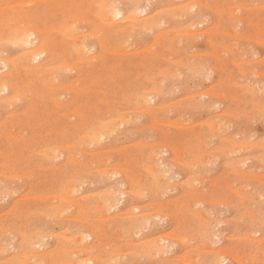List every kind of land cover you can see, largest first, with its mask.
<instances>
[{
    "label": "rangeland",
    "instance_id": "rangeland-1",
    "mask_svg": "<svg viewBox=\"0 0 264 264\" xmlns=\"http://www.w3.org/2000/svg\"><path fill=\"white\" fill-rule=\"evenodd\" d=\"M16 1L0 0V55L17 63L0 62V264H264V0H116L148 27L106 26L107 0ZM27 25L40 60L14 42Z\"/></svg>",
    "mask_w": 264,
    "mask_h": 264
},
{
    "label": "bare ground",
    "instance_id": "bare-ground-1",
    "mask_svg": "<svg viewBox=\"0 0 264 264\" xmlns=\"http://www.w3.org/2000/svg\"><path fill=\"white\" fill-rule=\"evenodd\" d=\"M21 1V0H20ZM20 1H16V3L17 2H19L20 3ZM24 2H25V0H23ZM22 1V2H23ZM27 1V0H26ZM36 1V0H35ZM49 1V0H48ZM47 1V2H48ZM50 1H53L54 3L55 2H58V1H55V0H50ZM49 1V2H50ZM64 0H62V2H63ZM77 1V0H76ZM82 1V0H81ZM118 1H120V0H118ZM117 1V2H118ZM170 1V0H169ZM190 0H188V2H189ZM193 1V0H192ZM28 2H29V0H28ZM27 2V3H28ZM32 1L30 0V3H31ZM34 2V1H33ZM32 2V3H33ZM52 2V3H53ZM69 2H70V0H69ZM68 2V3H69ZM185 2H187V1H185ZM203 2V1H202ZM15 3V2H14ZM67 3V4H68ZM184 3V2H183ZM191 3V2H190ZM0 4H1V2H0ZM21 4V3H20ZM47 4V3H46ZM50 4H51V2H50ZM186 4H188V3H186ZM4 5V4H3ZM29 5V4H28ZM117 5H118V3H116V0H107L106 1V3H103V4H101V6H100V9H101V13H100V15H99V18H100V20H101V22L102 23H104L106 26H111V27H114V25L116 24V22H115V19H117V18H121V19H119V20H121V22H127V23H132L133 25H142V26H149V25H151L152 23H151V21L150 20H146V21H137V19H138V16H137V14H136V12L133 10L132 12L129 10V12L127 11L123 16H121V10L117 7ZM142 5V4H141ZM180 5V4H179ZM185 5V4H184ZM264 5V4H263ZM262 5V6H263ZM2 6V5H1ZM45 6V5H44ZM43 6V7H44ZM56 6V5H55ZM77 6V5H76ZM131 6V5H130ZM135 6H136V3H135ZM181 6V5H180ZM240 6V5H239ZM259 6V5H258ZM4 7V6H3ZM22 7H25L24 5H22ZM21 7V8H22ZM163 7V6H162ZM171 7V6H170ZM196 7V6H195ZM244 7V6H243ZM20 8V7H19ZM166 8H169V7H166ZM194 8V7H193ZM45 9V8H44ZM50 9V8H49ZM77 9V8H76ZM75 9V10H76ZM88 9V8H87ZM186 9V8H185ZM191 9H192V7H191ZM190 9V10H191ZM5 10V9H4ZM44 11V10H43ZM122 11H124V10H122ZM189 11V10H188ZM12 12V11H11ZM235 12V11H234ZM44 14V13H43ZM99 14V13H98ZM41 15V14H40ZM70 15V14H69ZM15 16H17V15H15ZM56 16V15H55ZM97 16V15H96ZM149 16V15H148ZM91 17V16H90ZM27 18V17H26ZM59 18V17H58ZM65 18V17H64ZM94 18V17H93ZM193 18V17H192ZM195 18V17H194ZM18 19V18H17ZM61 19V18H60ZM236 19V18H235ZM22 20H24V18H22ZM52 20V19H51ZM54 20V19H53ZM57 20V19H56ZM83 20V19H82ZM6 21V20H5ZM61 21H63V18H62V20ZM61 21H60V23H61ZM67 20L65 19L64 20V24H65V22H66ZM98 21V20H97ZM71 22V21H70ZM221 22V21H220ZM2 23V22H1ZM10 23V22H9ZM25 23V22H24ZM151 23V24H150ZM226 23V22H225ZM23 24V23H22ZM39 24V23H38ZM227 24V23H226ZM12 25V24H11ZM10 25V26H11ZM60 25V24H59ZM170 25H172V24H170ZM218 25V24H217ZM228 25V24H227ZM233 25V24H232ZM3 26V25H2ZM46 26H48V25H46ZM159 26V25H158ZM231 26V25H230ZM1 27V26H0ZM169 27V26H168ZM229 27V26H228ZM165 28V27H164ZM41 29V31H39L37 28H34V27H31V26H26V27H23L22 29H19L17 32H16V36H15V44H18L19 46H22V47H24V48H26V49H28V48H31L32 46H34V44L36 45V47L35 48H31L32 50H28L27 51V53L25 54V57L27 58V60L30 62H32V61H36V60H40L41 59V57L42 56H44V55H48V51H49V48H48V46H47V44L45 43V44H43V43H41V41L39 42V40H40V38L38 37V36H40L39 35V33L40 32H42V27L40 28ZM46 29V28H45ZM44 29V30H45ZM119 29H121V28H119ZM122 29H124V28H122ZM218 29V28H217ZM56 30V29H55ZM151 30V29H150ZM176 31H178V30H176ZM231 31V30H230ZM15 32V31H14ZM121 32H122V30H121ZM155 32V31H154ZM196 32V31H195ZM194 32V33H195ZM228 32V31H227ZM44 33V32H43ZM101 33V32H100ZM177 33V32H176ZM182 33H184V32H182ZM186 34H187V32H185ZM84 34V33H83ZM99 34V33H98ZM165 34V33H164ZM64 35V34H63ZM80 35V34H79ZM85 35V34H84ZM103 35V34H102ZM170 35V34H169ZM7 36V35H6ZM65 36V35H64ZM81 37L83 36V35H80ZM67 37H70V36H67ZM72 37V36H71ZM95 37V36H94ZM34 38V39H33ZM39 38V40H37ZM73 39V38H72ZM71 39V40H72ZM81 40V39H80ZM8 41H10V40H8ZM36 41V42H35ZM72 41H74L75 42V40H72ZM101 41V40H100ZM225 41V40H224ZM35 42V43H34ZM38 42V43H37ZM73 42V43H74ZM78 42V41H77ZM102 42V41H101ZM100 42V43H101ZM228 42H230V41H228ZM227 42V43H228ZM258 42V41H257ZM99 45V44H98ZM104 45V44H103ZM71 46V45H70ZM69 46V47H70ZM73 46H75V45H72L70 48H72ZM175 46V45H174ZM104 47H105V45H104ZM101 48V47H100ZM99 48V49H100ZM123 48V47H122ZM120 49V48H119ZM101 50V49H100ZM85 51V50H84ZM104 51V50H103ZM102 51V52H103ZM117 52V51H116ZM20 53V52H19ZM25 53V52H24ZM68 53V52H67ZM99 53H101V52H99ZM118 53H122V52H118ZM22 55V54H21ZM92 56H94V55H92ZM95 57V56H94ZM117 57V56H116ZM96 58H99V57H96ZM47 60H48V57H47ZM82 60H83V58H82ZM85 60V59H84ZM93 60V59H92ZM91 60V61H92ZM88 61V60H87ZM94 61V60H93ZM98 61V60H97ZM0 62H1V64L3 65V67L4 68H7L11 63L9 62V61H7L6 60V58H4V56L3 55H0ZM76 62V61H75ZM80 62V61H79ZM189 62V61H188ZM78 63V62H77ZM91 63V62H90ZM12 64H15V63H13L12 62ZM12 64H11V66H12ZM17 64V63H16ZM15 64V65H16ZM46 64V62H43L42 63V65H39V66H37V69L35 68V70L36 71H38V73H42L43 71H45V67H43L44 65ZM105 64V63H104ZM185 64H187V63H185ZM14 66V65H13ZM54 66V65H53ZM68 66V65H67ZM73 66H74V64H73ZM87 66H89L88 64H87ZM98 66V65H97ZM101 66H102V63H101ZM112 66V65H111ZM189 66V65H188ZM118 67H120V65H118ZM28 68H29V66H28ZM97 68V67H96ZM98 68L100 69V66H98ZM1 69V68H0ZM106 69V68H105ZM118 69V68H117ZM120 69V68H119ZM118 69V70H119ZM41 70V71H40ZM28 71V70H27ZM28 72H30V71H28ZM66 72H67V70H66ZM178 73V72H177ZM32 74V73H31ZM10 75H11V73H6L5 72V74H2V75H0V92L1 91H8V90H13V84H11V82L8 80L9 79V77H10ZM84 75V74H83ZM40 76H41V74H40ZM39 76V77H40ZM36 77V76H35ZM110 77V76H109ZM29 78V77H28ZM33 78V77H32ZM79 78V77H78ZM108 78V77H107ZM34 79V78H33ZM32 79V80H33ZM110 79V78H109ZM108 79V80H109ZM47 80V79H46ZM34 81V80H33ZM48 81V80H47ZM75 81H76V79H75ZM94 81V80H93ZM30 82H32V81H30ZM69 84V83H68ZM75 84V83H74ZM73 84V82H72V85H74ZM52 85V84H51ZM84 85H86V84H84ZM157 86V85H156ZM17 87V86H16ZM46 87H47V85H46ZM48 87H52V86H48ZM66 87H67V85H66ZM79 87V86H78ZM77 87V88H78ZM83 87H85V86H83ZM82 87V88H83ZM70 88V87H69ZM81 88V89H82ZM74 89V88H73ZM79 89V88H78ZM80 89V90H81ZM60 90V89H59ZM75 90V89H74ZM84 90V89H83ZM16 91V90H15ZM19 92V91H18ZM77 92V91H76ZM78 92H80V91H78ZM82 92V91H81ZM202 92V91H201ZM152 93V92H151ZM14 94V93H13ZM153 95H154V92H153ZM202 95V94H201ZM11 96V95H10ZM24 96V95H23ZM203 96V95H202ZM198 98V97H197ZM10 99H12V98H10ZM8 101V100H7ZM6 102V101H5ZM56 106V105H55ZM81 106H82V104H81ZM154 106V105H153ZM156 107V106H155ZM203 107V106H202ZM142 109H143V107H142ZM82 110V109H81ZM157 110V109H156ZM224 111V110H223ZM154 112V111H153ZM226 113V112H225ZM224 113V114H225ZM228 113H230V112H228ZM227 113V114H228ZM80 117H82L81 115H80ZM220 118V117H219ZM227 118V117H226ZM13 119V118H12ZM122 119V118H121ZM81 120V119H80ZM84 120V119H83ZM93 120V119H92ZM126 121H127V119H126ZM14 122V121H13ZM82 122H84V121H82ZM81 122V123H82ZM93 122V121H92ZM97 122V121H96ZM213 122V121H212ZM215 122V121H214ZM4 123V122H3ZM81 123H78V124H81ZM87 122H85V124H86ZM102 123V122H101ZM105 123V122H104ZM118 123V122H117ZM89 124H90V121H89ZM96 124V123H95ZM94 124V125H95ZM100 123H97V125H99ZM212 124V123H211ZM219 124V123H218ZM223 124V123H222ZM91 125V124H90ZM90 125H88V126H90ZM109 125V124H108ZM217 124H215V126H216ZM228 125V124H227ZM4 126V125H3ZM105 126V125H104ZM178 126V125H177ZM183 126V125H182ZM79 127H80V125H79ZM87 127V126H86ZM99 127V126H98ZM219 127H220V125H219ZM3 128V127H2ZM92 128H93V126H92ZM100 128V127H99ZM102 128V127H101ZM100 128V129H101ZM104 128V127H103ZM107 128H109V127H107ZM215 128H217V127H215ZM1 129V128H0ZM62 129V128H61ZM60 129V130H61ZM87 129V128H86ZM89 129H91V127L89 128ZM9 130V129H8ZM93 130V129H92ZM103 130V129H102ZM107 130V129H106ZM83 131V130H82ZM223 131V130H222ZM61 133L63 132V131H60ZM214 132V131H213ZM228 132V131H227ZM61 133H59L60 135H61ZM107 132H105V128H104V131H102V132H97V134H95V139H97V138H101V139H103L105 136V134H106ZM215 133V132H214ZM225 134H228V133H225ZM231 134V133H230ZM59 135V136H60ZM63 135H64V133H63ZM88 135V134H87ZM219 135V134H218ZM220 135H223V134H220ZM6 136H8V134L6 135ZM93 136H94V134H93ZM104 136V137H103ZM103 137V138H102ZM233 137V136H232ZM56 139V138H55ZM221 139V138H220ZM232 139V138H231ZM66 140V139H65ZM224 140V139H223ZM10 141V140H9ZM55 141H58L57 139L55 140ZM85 141V140H84ZM226 141V140H225ZM234 141V140H233ZM60 142H62V141H60ZM59 142V143H60ZM63 142H64V139H63ZM69 142V141H68ZM226 142H228V141H226ZM47 143L48 142H46V145H47ZM55 143V142H54ZM223 143H224V141H223ZM238 143V142H237ZM237 143H235L234 142V144H237ZM44 143H42V145H43ZM80 144V143H79ZM234 144H232V145H234ZM251 144V143H250ZM15 145V144H14ZM42 145H40V147L42 146ZM46 145H44V146H46ZM49 145V144H48ZM50 145H52V144H50ZM49 145V146H50ZM56 145H57V143H56ZM232 145H230V146H232ZM243 145V144H242ZM55 146V145H54ZM56 147V146H55ZM68 147H70V145L69 146H67V148ZM14 148H15V146H14ZM13 148V149H14ZM31 148V147H30ZM228 148V147H227ZM233 148V147H232ZM45 149V148H44ZM63 149V148H62ZM235 149H237L236 147H235ZM234 149V150H235ZM66 150H68V149H66ZM70 150H71V148L68 150L69 151V153H71L70 152ZM221 150V149H220ZM50 151V150H49ZM63 151V150H62ZM65 151V150H64ZM68 151H66V152H68ZM238 151V150H237ZM223 152H224V150H223ZM47 153H49V152H47ZM61 153V152H60ZM59 153V154H60ZM69 153H67V154H69ZM50 154V153H49ZM62 154H65L64 152L62 153ZM42 155H44V153L42 154ZM48 155V154H47ZM71 155V154H70ZM156 155V154H155ZM237 155V154H236ZM6 156V155H5ZM8 156H9V154H8ZM62 156V155H61ZM65 156V155H64ZM67 156V155H66ZM157 156V155H156ZM1 157H4V156H1ZM59 157V156H58ZM68 157H69V155H68ZM154 157V156H153ZM70 158H74L73 157V155H72V157H70ZM45 159V158H44ZM67 159V158H66ZM2 160H4V159H2ZM47 160V159H46ZM46 160L44 161V162H46ZM73 160H75V159H73ZM65 161V160H64ZM68 161H69V159H68ZM8 162V161H7ZM66 162V161H65ZM73 162V161H72ZM4 163V162H3ZM48 163V162H47ZM68 163V162H67ZM2 164V163H1ZM43 164V163H42ZM59 164V163H58ZM69 164V163H68ZM39 165H41V163L39 164ZM45 165H47V164H45ZM51 165V164H50ZM232 165V164H231ZM2 166V165H1ZM3 166H4V164H3ZM2 166V167H3ZM6 166V165H5ZM16 166V165H15ZM57 166V165H56ZM59 166H60V164H59ZM62 166H63V163H62ZM61 166V167H62ZM66 166V165H65ZM161 166V165H160ZM233 166V165H232ZM61 167H59V168H61ZM1 168V167H0ZM9 168V167H8ZM12 168V167H11ZM40 168V167H39ZM65 168V167H64ZM66 168H69L68 166L66 167ZM63 169V168H62ZM1 171H2V169H0ZM6 170V169H5ZM11 170V169H10ZM114 170V172H115V169H113ZM122 169H120V171H121ZM119 171V170H118ZM122 171H124V170H122ZM3 172V171H2ZM67 173V170L66 171H64L63 173ZM68 172H70V171H68ZM72 172V171H71ZM7 173V172H6ZM5 173V174H6ZM109 173V172H108ZM119 173H121V172H118V174ZM122 173H124V172H122ZM128 173V172H127ZM154 173V172H153ZM15 174V173H14ZM74 174V173H73ZM72 174V175H73ZM129 174V173H128ZM8 175V174H7ZM13 175V174H12ZM11 175V176H12ZM76 176H77V173L75 174ZM124 175V174H123ZM130 175V174H129ZM3 176V175H2ZM68 176H69V173H68ZM67 176V177H68ZM79 176V175H78ZM126 176H128L127 174H126ZM71 177V176H70ZM73 177V176H72ZM71 177V178H72ZM130 177V179H128V180H131V181H133V178H131V176H129ZM74 178H76V177H74ZM9 179V178H8ZM2 180V179H1ZM10 180V179H9ZM8 180V181H9ZM65 180H66V178H65ZM64 180V181H65ZM72 179H70V181H71ZM67 181V180H66ZM110 182V181H109ZM135 182H136V184H137V181H135L134 180V184L133 185H135ZM139 182V181H138ZM6 183L7 182H5V185H6ZM10 183V182H9ZM62 183H63V181H62ZM68 182H65V184H67ZM133 183V182H132ZM141 183H143V182H140V184ZM145 183V182H144ZM65 184L63 185V186H65ZM139 184V183H138ZM137 184V185H138ZM69 185V184H68ZM67 185V186H68ZM131 185V184H130ZM72 186V185H71ZM74 186V185H73ZM75 186H76V184H75ZM136 186V185H135ZM140 186H142V184L140 185ZM157 186V185H156ZM5 187V186H4ZM123 187V186H122ZM133 187V186H132ZM131 187V188H132ZM138 187V186H137ZM9 188H10V186H9ZM76 188V187H75ZM142 188H143V186H142ZM153 189H154V187H152ZM151 188V190L153 191V189ZM157 188V187H156ZM7 189H8V187H7ZM119 189V188H118ZM118 189H111V191L108 193V198L105 200V206L107 207V209H111V211H112V209L114 208H116V205H117V198H118V196H119V190ZM134 189V188H133ZM137 188H135V190H136ZM159 189V188H158ZM0 190H3V188L2 189H0ZM135 190L133 191V190H131L132 192H135ZM9 191V190H8ZM63 191V190H62ZM109 191V190H108ZM130 191V192H131ZM137 191V190H136ZM162 191V190H161ZM160 191V192H161ZM4 192V191H3ZM7 192V191H6ZM70 192V191H69ZM74 192H75V190H73V194L72 195H74ZM155 192V191H154ZM159 192V193H160ZM61 193V192H60ZM153 193V192H152ZM84 194V193H83ZM120 194L121 195H124L125 194V192H120ZM62 195V194H61ZM70 195V194H69ZM106 195V194H105ZM77 196V195H76ZM156 196V195H155ZM58 197H60V196H58ZM102 197H104V194H103V196ZM101 197V198H102ZM106 197V196H105ZM140 197V196H139ZM64 198V197H63ZM66 198H68L69 199V196L67 197H65V199ZM104 199V198H103ZM63 200V199H62ZM102 200V199H101ZM100 200V201H101ZM122 200V199H121ZM67 201V200H66ZM69 201H71V199H69ZM80 202V201H79ZM103 202V201H102ZM59 203H61V202H59ZM67 203V202H66ZM77 203V202H76ZM75 203V204H76ZM81 203V202H80ZM119 203V202H118ZM163 203V202H162ZM62 204V203H61ZM78 204V203H77ZM76 204V205H77ZM101 204V203H100ZM54 205V204H53ZM63 205H65L64 203L62 204V206ZM77 206H79V205H77ZM81 206V205H80ZM139 206V205H138ZM122 207V206H121ZM48 208H49V206H48ZM64 208V207H63ZM78 208V207H77ZM80 208V207H79ZM139 208V207H138ZM85 209V208H84ZM46 210H48V209H46ZM45 210V211H46ZM49 210H51V209H49ZM64 210V209H63ZM62 210V211H63ZM67 210V209H66ZM65 210V211H66ZM144 210V209H143ZM54 211H56V210H54ZM83 211V210H82ZM85 211V210H84ZM52 212V211H51ZM61 212V211H60ZM105 212V211H104ZM109 212V211H108ZM116 212V211H115ZM46 213V212H45ZM48 213V212H47ZM56 214H57V212H55ZM55 213H53V214H55ZM78 213H79V210H78ZM84 213V212H83ZM83 213H81V215L83 214ZM117 213V212H116ZM126 213V212H125ZM143 213V212H142ZM147 213H149L148 212V210H147ZM146 213V214H147ZM55 214V215H56ZM86 214V213H85ZM108 214H110V213H108ZM132 214V213H131ZM143 214H145V212L143 213ZM142 214V215H143ZM158 214V213H157ZM80 215V214H79ZM78 215V216H79ZM81 215H80V217H81ZM120 216H121V214H119ZM125 215H127V214H125ZM134 215V214H133ZM131 216L132 218L134 217V216ZM139 215V214H138ZM141 215V214H140ZM140 215H139V220H137V221H134L133 223H132V221L129 219V221L131 222V226L133 227V229L135 228V227H137V229H139V226L143 223V220L142 221H140L141 219V217L143 218V217H145V216H141L140 217ZM148 215V214H147ZM147 215H146V217H147ZM155 215V214H154ZM263 215H264V213H263ZM46 216H48L47 214H46ZM57 216H59V215H57ZM118 216V215H117ZM116 216V217H117ZM128 216H130L129 214H128ZM108 217V216H107ZM123 217V216H122ZM138 217V216H137ZM145 217V218H146ZM152 217V216H151ZM256 217V216H255ZM79 218V217H78ZM112 218V217H111ZM135 218V217H134ZM134 218L132 219V220H134ZM144 218V219H145ZM113 220H114V218H112ZM111 219V220H112ZM118 218H115V220H117ZM82 220V219H81ZM120 220H121V218H120ZM136 220V219H135ZM263 220V219H262ZM88 221V220H87ZM125 221H126V219H125ZM128 221V222H129ZM152 221V220H151ZM154 221V220H153ZM152 221V222H153ZM157 221V220H156ZM28 222V221H27ZM83 222V221H82ZM127 222V223H128ZM155 222V221H154ZM86 223V222H85ZM147 223V222H146ZM156 223V222H155ZM87 224V223H86ZM144 224V223H143ZM142 224V225H143ZM30 225V224H29ZM93 225H94V223H93ZM141 225V226H142ZM131 226H129V229H130V227ZM146 226H147V224H146ZM95 227V226H94ZM93 227V228H94ZM97 227V226H96ZM121 227H122V225H121ZM120 227V228H121ZM125 229H126V227L125 226H123ZM143 228V227H142ZM147 228V227H146ZM26 229V228H25ZM24 229V230H25ZM35 229V228H34ZM84 229V228H83ZM128 228H127V230H129ZM144 229V228H143ZM208 229V228H207ZM23 230V231H24ZM26 230H28V228L26 229ZM31 231H32V229H30ZM86 230V229H85ZM88 230V229H87ZM98 230V229H97ZM122 230H124V229H122ZM121 230V231H122ZM131 230H132V228H131ZM136 230V229H135ZM139 230H141V229H139ZM29 231V230H28ZM30 231V232H31ZM34 231V230H33ZM126 231V230H125ZM18 232V231H17ZM49 232V231H48ZM123 232V231H122ZM140 232V231H139ZM34 233V232H33ZM43 233V232H42ZM124 233V232H123ZM129 233V232H128ZM138 233V232H137ZM32 234V233H31ZM35 234V233H34ZM37 234H38V231H37ZM40 234V233H39ZM95 234V233H94ZM101 234H102V232H101ZM205 234V233H204ZM219 234H220V232H219ZM30 235V234H29ZM78 235V234H77ZM99 235V234H98ZM125 235H126V233H125ZM129 235V234H128ZM33 237L31 238V236L29 237L30 239H31V245H35L34 243L38 240V243L37 244H39L40 246H42L43 245V242H42V240H40V238H41V236H38V235H32ZM51 236V235H50ZM59 236V235H58ZM241 236V235H240ZM46 237V236H45ZM76 237H78V236H76ZM89 237H91V234L89 233L88 235H84L83 237H82V240H84L85 241V239H88ZM216 237V236H215ZM238 238H239V236H237ZM22 238V237H21ZM26 238V237H25ZM28 238V237H27ZM27 238H26V240H27ZM28 238V239H29ZM79 238H81V235H80V237ZM79 238H78V240H79ZM93 238V237H92ZM103 238V237H102ZM147 238V237H146ZM172 238V237H171ZM206 237H204V239H205ZM217 238V237H216ZM241 238V237H240ZM251 238V240H252V236L250 237ZM24 239V238H23ZM55 239H58L57 237L55 238ZM103 239H105V238H103ZM209 239H211V237L209 238ZM218 239V238H217ZM74 240V239H73ZM72 240V241H73ZM77 240V239H76ZM75 240V241H76ZM143 240V239H142ZM145 240V239H144ZM208 240V239H207ZM23 241V240H22ZM71 241V242H72ZM75 241H73V244H74V242ZM137 241H139V240H137ZM6 242V241H5ZM63 242V241H62ZM65 242V241H64ZM67 242H68V240H67ZM78 242V241H77ZM81 242V241H80ZM83 242V241H82ZM99 242H101V241H99ZM103 242V241H102ZM135 242V241H134ZM132 243V242H131ZM147 244H149L148 242H146ZM165 243V242H164ZM174 243V242H173ZM1 244V243H0ZM45 244V243H44ZM81 244V243H80ZM79 244V245H80ZM129 244V243H128ZM127 244V245H128ZM145 244V243H144ZM143 244V245H144ZM169 244V243H168ZM66 245V244H65ZM75 245H76V242H75ZM74 245V246H75ZM83 245H84V243H83ZM98 245V244H97ZM107 245V244H106ZM130 245V244H129ZM135 245V244H134ZM133 245V246H134ZM174 245V244H173ZM60 246H61V244H60ZM67 246V245H66ZM69 246V245H68ZM100 246V245H99ZM114 246H115V244H114ZM137 246V245H136ZM148 246V245H147ZM163 246V245H162ZM171 246V245H170ZM70 247V246H69ZM81 247V246H80ZM131 247V246H130ZM130 247H129V249H130ZM135 247V246H134ZM133 247V248H134ZM150 248H151V245L149 246ZM172 247V246H171ZM41 249H42V247H40ZM63 248H64V246H63ZM63 248H61V249H63ZM66 248V247H65ZM71 248H72V245H71ZM92 248V247H91ZM95 248H97V246L95 247ZM94 248V249H95ZM99 248V247H98ZM103 248V247H102ZM153 248V247H152ZM69 249V248H68ZM106 249V248H105ZM144 249V248H143ZM164 249H165V247H164ZM172 249V248H171ZM221 249V248H220ZM59 250V249H58ZM76 250H77V248H76ZM90 250V249H89ZM96 250H99V249H96ZM115 250V249H114ZM227 250V249H226ZM30 251V250H29ZM37 251V250H36ZM45 251H46V249H45ZM44 251V252H45ZM56 251H57V249H56ZM78 251V250H77ZM86 251H88V250H86ZM104 251V250H103ZM128 251V250H127ZM130 251V250H129ZM155 251V250H154ZM157 251V250H156ZM221 251V250H220ZM228 251V250H227ZM31 252V251H30ZM39 252V251H38ZM83 252V251H82ZM81 252V253H82ZM89 252V251H88ZM113 252H116V251H113ZM126 252V251H125ZM158 252V251H157ZM222 252H223V250H222ZM225 252V251H224ZM230 252V251H229ZM39 253H41V252H39ZM62 253V252H61ZM61 253H56L55 255H57V256H59V258H60V255L59 254H61ZM64 253H66V251L64 252ZM71 253H72V251H71ZM73 253H75L74 251H73ZM73 253H72V255H73ZM91 253V252H90ZM95 253V252H94ZM94 253H92V258H94L93 256H95V255H93ZM128 253V252H127ZM129 253H131V252H129ZM154 253H156V252H154ZM167 253V252H166ZM43 254V253H42ZM45 254H47L46 252L44 253V255ZM49 254H52V253H50L49 252ZM63 254V253H62ZM79 254V253H78ZM96 254V253H95ZM141 254V253H140ZM164 254V253H163ZM162 254V255H163ZM230 254V253H229ZM25 255V254H24ZM37 255V254H36ZM40 255V254H39ZM70 255V254H69ZM87 255H89L88 253H87ZM117 255V254H116ZM136 255H137V253H136ZM157 255V254H156ZM17 256H19V255H17ZM67 256H68V252H67ZM79 256V255H78ZM161 256V255H160ZM165 256V255H164ZM194 256V255H193ZM21 257V255L19 256V258ZM45 257H46V255H45ZM62 257V256H61ZM69 257V256H68ZM67 257V258H68ZM77 257V256H76ZM114 257H116V256H114ZM118 257V256H117ZM126 257V256H125ZM213 257H216L217 259H216V262L219 264L220 263V260H221V262H222V259H225L226 258V254H224V253H220V254H218L217 256H213ZM212 257V258H213ZM232 257V256H231ZM49 259L50 258H52V257H48ZM88 258H90V257H88ZM99 258V257H98ZM120 258V257H119ZM150 258V257H149ZM29 259H31V263H32V258L30 257ZM47 260V262L48 261H50V260ZM54 259V258H53ZM62 259H63V257H62ZM77 259V258H76ZM84 259V258H83ZM82 259V260H83ZM86 259H87V257H86ZM96 259V258H95ZM59 260V259H58ZM65 260H67L66 258H65ZM75 260V259H74ZM100 260V259H99ZM53 261H55V260H53ZM133 261V260H132ZM173 261V260H172ZM27 262V261H26ZM45 262V261H44ZM66 262V261H65ZM68 262V261H67ZM76 262H77V260H76ZM103 262V261H102ZM121 262V261H120ZM123 262V261H122ZM184 262V261H183ZM225 262V261H224ZM24 263V262H23ZM22 263V264H23ZM46 263V262H45ZM53 263V262H52ZM56 263V262H55ZM95 263V262H94ZM105 263H107V262H105ZM216 263V264H217ZM49 264V263H48ZM50 264H51V261H50ZM58 264V263H57ZM59 264H61V263H59ZM63 264V263H62ZM73 264H75V263H73ZM79 264H92V261L91 260H83V261H81ZM125 264H126V262H125ZM163 264H164V262H163Z\"/></svg>",
    "mask_w": 264,
    "mask_h": 264
}]
</instances>
